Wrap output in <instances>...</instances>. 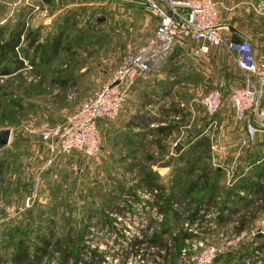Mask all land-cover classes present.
Segmentation results:
<instances>
[{"label": "rangeland", "instance_id": "rangeland-1", "mask_svg": "<svg viewBox=\"0 0 264 264\" xmlns=\"http://www.w3.org/2000/svg\"><path fill=\"white\" fill-rule=\"evenodd\" d=\"M13 1L17 0H0L4 33L16 22L17 17L10 11ZM91 1V9L80 17L78 36L61 38L59 50L49 63L33 66L24 59L21 69L0 74V128L11 130L9 142L0 145V254L10 262L19 246L29 245L32 249L38 237L70 235L75 244L79 241L76 245L85 259L91 250L101 252V264H192L203 245L218 244L221 236L234 231L232 223L218 222L214 209L213 214L191 225L185 223L184 204L172 205L174 213H168L166 221L169 233L164 235L165 248H151L148 241L138 246L130 242L133 236H142V229L149 234L163 221L164 214L158 213L157 204L162 202L161 194L172 186L175 173L190 170L203 176L208 172L207 179L214 173L209 174V169L216 166L215 159L214 163L209 161L210 148L205 151L194 146L202 136L208 138V146L219 138L218 125L210 124L211 119L217 120L218 111L209 116L196 100L211 85L201 64L183 70H175L171 64L168 71L176 73L174 80L182 81L174 86L163 85L157 81L155 56L149 60V76L133 85V96L136 93L137 99L142 96L153 102L147 110L152 111L156 122L144 129H124L118 116L113 130L101 131L102 146L97 154L84 156L71 150L55 158V163H45L47 151L38 131L61 121L103 83L125 51L122 37L115 35L106 43L103 0ZM98 14L102 20L96 19ZM70 23L73 28L74 23ZM25 42L23 37L22 44ZM63 77L71 83L60 87L56 78ZM232 86L238 85L226 83L224 95ZM171 87V97L177 98V103L172 101L164 107L173 111L167 116L157 105V98L164 90L169 93ZM222 106L230 108L226 96ZM157 126L164 128L159 130ZM176 142L181 144L179 150L173 148ZM146 170L163 185L160 193L147 194L146 188L136 185ZM217 173L226 176L224 169ZM28 194L33 195V201L22 209ZM113 205L122 213L113 212ZM263 212L244 229L254 227ZM182 232L187 236L180 239ZM174 234L178 240L173 243ZM259 237L244 238L219 253L222 255H215L209 264H263L264 235ZM256 245L263 249L255 252Z\"/></svg>", "mask_w": 264, "mask_h": 264}, {"label": "crops", "instance_id": "crops-1", "mask_svg": "<svg viewBox=\"0 0 264 264\" xmlns=\"http://www.w3.org/2000/svg\"><path fill=\"white\" fill-rule=\"evenodd\" d=\"M31 2L38 3L41 8L33 10L30 4L13 1L10 10L12 16L17 15L23 6L24 10L26 6L29 7V12L25 16L27 25L39 27L40 36L58 30L64 22L68 24L72 22L73 28H68L64 33L67 37L76 36L78 26L82 22L80 17L88 13L93 4L91 0H50L49 2L31 0ZM221 2L217 13L218 21L223 24L220 29L221 34L233 39H249L255 48V53L258 56H264V0H221ZM101 3L102 11L105 13L102 31L105 33L104 39L107 44L117 35L123 38L121 40L125 45V51L150 45L157 18L148 11L143 0H103ZM96 19L102 20L103 16L98 14ZM84 21H87L86 17ZM195 44L196 42L192 39L177 40L164 49L157 44L159 47L157 55H153L150 60L157 56L159 83L174 86L178 81L174 80L176 73L168 71L171 64L175 70L188 69L195 64H201L206 76L209 77V84L217 77L223 78L227 85L243 84L242 72L234 63L232 52L223 46L209 45L205 53L193 55L192 47ZM138 81L140 80H136ZM135 87L132 86V90L114 119H98L100 134L103 129L113 130L115 127L113 123L116 121L115 125H117L118 116L121 118V127L124 129H144L152 122H156L152 111L147 110L153 102L143 100L142 96L137 99L135 92L133 96ZM171 92L172 87L169 93L164 90L157 98V105L160 106L163 114L167 113V116L173 111L171 107L169 109L164 107L172 101L177 103V98H172ZM260 103L264 105V91ZM175 115H177L176 112ZM232 117V111L228 106L227 108L222 106L218 110L217 120L214 118L213 125H218L219 138L215 141L216 147L213 150L209 149V161L214 163L215 159L218 169H224L226 173V176L223 173L218 175L216 198L222 200L224 212L230 215L225 222L232 223L234 229L241 215L247 218L245 228L264 210V127L259 126L252 114L249 115L255 130L252 133L251 142L241 144L239 138L245 132L243 122L236 123L234 119L231 121ZM157 122L162 123L158 119Z\"/></svg>", "mask_w": 264, "mask_h": 264}, {"label": "built area", "instance_id": "built-area-1", "mask_svg": "<svg viewBox=\"0 0 264 264\" xmlns=\"http://www.w3.org/2000/svg\"><path fill=\"white\" fill-rule=\"evenodd\" d=\"M17 1L30 4L33 10L41 8L38 3L31 0ZM143 2L148 11L157 18L152 42L146 47L124 51L103 83L80 100L61 121L38 131L39 140L45 144L47 151L46 164L71 150H77L84 156L97 154L102 146L98 119H114L136 80H144L149 76L151 69L149 60L153 55H157L159 48L157 44L164 49L185 37L196 42L192 47L193 55L205 53L209 45L225 47L232 52L233 61L243 75V84L230 87L226 95L223 93L226 81L221 77L215 78L210 87L196 99L204 112L209 116L214 115L221 108L226 96L234 119L243 122L245 132L239 138L241 144L250 143L255 130L249 115L252 114L259 126L264 127V105L260 103L264 91V56L255 53L249 39H233L221 34L223 24L217 19L221 0H143ZM214 123L215 120L211 119L210 124ZM215 147V141L209 144L211 150ZM156 191L157 189L152 188L145 193L153 194ZM32 201L33 195L28 194L21 208L29 206ZM211 214L213 212L208 211L204 217ZM197 222L198 220H185V223L191 225H196ZM258 232L264 235V212L254 227L225 234L221 236L218 244L203 245L195 254L192 264H209L215 255L235 247L244 238L253 237Z\"/></svg>", "mask_w": 264, "mask_h": 264}, {"label": "trees", "instance_id": "trees-1", "mask_svg": "<svg viewBox=\"0 0 264 264\" xmlns=\"http://www.w3.org/2000/svg\"><path fill=\"white\" fill-rule=\"evenodd\" d=\"M26 10H24V6L19 10L18 14L15 15L17 17L15 20L16 22L6 33L3 32L4 26H0L1 75L21 69L24 66V59H28L33 66L42 67L44 64L49 63L54 55L57 54L61 44V38L77 37L79 34L78 30L76 36H64L67 29H70L71 24L64 22L59 26L60 28L58 30L40 36L39 27H32L29 24L27 29L25 28L24 19L29 12V7L26 6ZM24 31L25 36L23 35V37L26 38V42L22 44L21 35ZM40 37H46V39L38 40ZM16 46H18V49H16ZM57 79L58 78H56V82L60 87L68 86L71 83V80L65 82L64 77ZM157 127L159 130L164 128L163 126ZM202 137L194 146H199L206 151L208 148V138ZM2 160H0V169L3 165ZM213 169L214 170L209 169V174L211 171H214L213 175L210 174L209 179H207L208 172L203 176L201 174L194 175L190 170L189 172L183 171L181 173H175L172 186L166 194H161L162 202L161 204H157L158 213L162 212L164 214L163 221L160 224H157V229H152L149 234H145V231L142 229V236H133L130 245L138 246L144 241H148V245H150L151 248L155 247L157 249L158 246L159 248H165L166 238L164 235L169 233V227L166 225L167 215L168 213L170 215L174 213L172 205L175 204H178L179 206H181L180 204H184V218L190 221H201L208 211H213L212 209L216 211L218 222L223 223L227 221L230 218V215L224 212L222 200L216 198L218 192L217 178L219 175L217 171H219V169L217 166L213 167ZM136 185L144 187L147 190L155 188L159 193L163 188V185L156 179V175L153 172H150V170L144 171L143 174L139 176ZM110 209L113 212L122 213L118 206L113 205ZM246 221L247 218H245L244 215H241L239 219H237V224L234 225V230L237 231L243 229L244 225H246ZM177 236L178 235L175 234L172 236L173 243L175 240H178ZM186 236L187 232H182L180 239H183ZM252 238L255 239L261 237L255 236ZM75 241L76 240L70 235L61 237L56 236L54 238L38 237V240L32 249L29 248V245L19 246L13 253L10 262L0 254V264H101L104 259L101 252L91 250L90 256L86 258V260L83 256H80L79 252L81 251V247L76 245L79 241L76 242V244L74 243ZM262 249L263 248L259 245H256L253 248L255 252ZM220 255L222 254L217 256ZM262 259L264 264V256Z\"/></svg>", "mask_w": 264, "mask_h": 264}, {"label": "water", "instance_id": "water-1", "mask_svg": "<svg viewBox=\"0 0 264 264\" xmlns=\"http://www.w3.org/2000/svg\"><path fill=\"white\" fill-rule=\"evenodd\" d=\"M43 2H49L50 0H41ZM10 134L11 130L9 128H0V145H5L10 140ZM181 147V144L179 142H176L173 146L175 150H179ZM256 236H263L262 233H257Z\"/></svg>", "mask_w": 264, "mask_h": 264}]
</instances>
